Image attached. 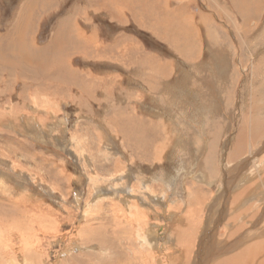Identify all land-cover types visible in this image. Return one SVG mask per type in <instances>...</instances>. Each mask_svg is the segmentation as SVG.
<instances>
[{"label": "rangeland", "instance_id": "374dc122", "mask_svg": "<svg viewBox=\"0 0 264 264\" xmlns=\"http://www.w3.org/2000/svg\"><path fill=\"white\" fill-rule=\"evenodd\" d=\"M239 1L0 0V264L264 262V0Z\"/></svg>", "mask_w": 264, "mask_h": 264}, {"label": "bare ground", "instance_id": "6f19581e", "mask_svg": "<svg viewBox=\"0 0 264 264\" xmlns=\"http://www.w3.org/2000/svg\"><path fill=\"white\" fill-rule=\"evenodd\" d=\"M33 5H35V4H31L30 6L31 7H29V8H27L26 10H25V12L23 13V15H22V21L23 20H25L29 15H30V12H31V8H32V6ZM252 5V4H251ZM243 6H244V10L245 11H248V4H247V2H244L243 3ZM238 9H240L241 10V12H242V9L240 8V7H238ZM64 23H66V22H64ZM26 26L27 25H25L24 26V28H26ZM65 27H67V24H64L63 26H61V28L59 29V32H58V35L52 40V42H51V45H50V47H49V49L51 50V49H53L54 50V52H56V51H61V50H65V46L67 47V49H68V42H67V40L69 41V38H72L73 36H75L74 35V31H71L70 29H69V27L66 29ZM24 28L23 27H21L20 26V28L16 31V33H17V36L20 34H23L24 33ZM13 31V30H12ZM11 31V32H12ZM77 33H78V31H77ZM26 34V33H25ZM79 36L77 35V38H78ZM79 38H81V36L79 37ZM6 42H7V44H5V43H3V44H5V46H6V50H7V52H9V54L10 55H12L13 57L11 58V59H9V61H7V62H11V63H20V62H24L26 59H27V52L25 53L24 52V46L23 45H21L22 43H20V41H17V43H15L14 41H10L9 42V40L7 41V39L5 40ZM66 41V42H65ZM26 42H27V40H26ZM70 42V41H69ZM67 43V44H66ZM72 43V42H71ZM74 43V42H73ZM62 45H63V47H62ZM33 47H34V45H33ZM48 49V50H49ZM69 49H70V46H69ZM68 49V50H69ZM34 50V49H33ZM49 50V51H50ZM21 52H24V54H22ZM31 53V52H30ZM35 53H36V51H35ZM39 54V57L41 56L40 55V53H38ZM44 54H46V55H48L47 53H44ZM29 57V56H28ZM46 58V57H45ZM30 59V58H29ZM28 59V60H29ZM32 59V58H31ZM41 59V58H40ZM43 59V58H42ZM5 60H7V59H5ZM15 61V62H14ZM33 61V60H32ZM44 61V60H43ZM40 62V61H39ZM25 63V62H24ZM42 65H44V63L43 64H38V62L37 63H35V66L37 67V68H40ZM36 68V69H37ZM158 69V68H157ZM42 70V69H41ZM56 74V73H55ZM48 77V76H47ZM264 125V124H263ZM262 127V126H261ZM242 135V134H241ZM244 135V134H243ZM244 138H246V137H244ZM242 139V138H241ZM244 141V140H243ZM197 173V172H196ZM247 189H249V187L247 188ZM246 189V190H247ZM255 189V188H254ZM248 191V190H247ZM247 191H245V192H247ZM250 191V190H249ZM246 195V194H245ZM240 196V195H239ZM241 196H243V195H241ZM234 199H236V198H234ZM233 199V200H234ZM241 200H244V199H241ZM245 203V202H244ZM227 215V214H226ZM243 215V214H242ZM220 220V219H219ZM218 220V221H219ZM242 228V227H241ZM234 232H236L235 230H233ZM264 238V237H263ZM242 240V239H241ZM262 240H264V239H262ZM262 243V242H261ZM260 245V244H259ZM246 246V245H245ZM255 246V245H254ZM257 246V245H256ZM259 247H262V246H259ZM255 250H257V248H254V249H251V252H250V250L248 251L250 254H248V253H246V254H248L249 255V257H250V259L247 261L245 258V256H242L241 258L240 257H238L239 259H232V260H230V262H229V264H258L256 261L254 262V260H255V258H256V256H257V253H258V251H259V249L257 250V252L255 251ZM264 250V249H263ZM262 250V251H263ZM264 252V251H263ZM262 252V253H263ZM242 253H244V252H242ZM261 253V254H262ZM245 255V254H244ZM259 255H260V252H259ZM259 255H258V257H259ZM240 256V255H239ZM229 259V258H228ZM263 261V260H262ZM262 264H264V262L262 263Z\"/></svg>", "mask_w": 264, "mask_h": 264}, {"label": "crops", "instance_id": "0c3cea01", "mask_svg": "<svg viewBox=\"0 0 264 264\" xmlns=\"http://www.w3.org/2000/svg\"><path fill=\"white\" fill-rule=\"evenodd\" d=\"M140 1V2H139ZM158 1H161L162 3H167V5L168 6H166V7H171V5H170V3H171V0H158ZM184 0H175V2H178V4H175V6L174 7H179L180 6V4L181 5H183L182 4V2H183ZM239 1V0H238ZM147 2H150V0H135V1H133V0H131V4H127V5H123L122 6V4H120V5H118V8H120L121 6H122V8L123 7H126V6H128V7H130L131 8V11H130V13H131V16H134V19H135V13H134V11H137V9L139 8V6L141 7V6H143L145 3H147ZM240 2V1H239ZM239 2H237L236 3V5H234L235 6V8H237L238 9V7L237 6H239L238 5V3ZM161 3V4H162ZM160 4V5H161ZM121 8V9H122ZM119 10L118 9V18L119 17H122L126 12H124V11H122V10ZM239 10V9H238ZM240 11V10H239ZM133 12V13H132ZM241 13V12H240ZM179 14V12H176L175 14H173L174 16H173V20H174V17H177V15ZM164 19V22L163 23H165V22H168L169 21V18H168V16H167V18H163ZM158 23L160 24L161 22H159L158 21ZM162 23V24H163ZM155 31H156V35L158 36V37H160L161 36V34H163V33H161L162 32V30H160V29H155Z\"/></svg>", "mask_w": 264, "mask_h": 264}]
</instances>
